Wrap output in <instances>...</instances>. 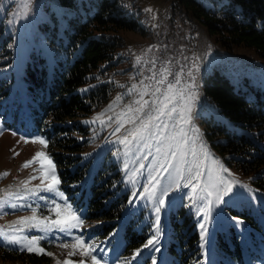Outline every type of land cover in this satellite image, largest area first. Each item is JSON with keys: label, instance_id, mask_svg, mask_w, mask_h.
<instances>
[{"label": "rangeland", "instance_id": "1", "mask_svg": "<svg viewBox=\"0 0 264 264\" xmlns=\"http://www.w3.org/2000/svg\"><path fill=\"white\" fill-rule=\"evenodd\" d=\"M122 2L129 14L137 20L139 28L118 31L124 44L116 51V56L119 58L114 59L107 72L108 79H113L118 89L103 108L81 120L82 124L87 126L89 136L85 139L83 151L77 156L84 160L90 159L93 167L103 156H106L108 162L104 164L102 170L105 178L109 177L107 171L113 166L116 171L121 172L117 181H111L115 187L120 181L124 186V193H130L121 215L127 209L124 219L128 218L133 230L141 231L146 236V241L140 250L122 257L117 246L119 228L104 240L96 241L91 238L89 229L100 222L95 219H83L84 208L81 203L85 200V196H82L81 192L65 193L60 183L59 191L63 193L65 199H55L51 193L40 191L51 181L44 180V171L47 169L43 171L40 169L39 160L28 168L22 167L26 161L32 160L37 152L45 153L54 163L48 146L45 148L39 143L30 142L31 139L38 138L47 141L46 137L34 132L28 124L13 123L9 112L0 107V202L7 200V204L0 209V230L9 237L21 240V244L18 245L0 237V247L13 253L45 256L48 259L46 264H63L64 260L80 259H85L90 264V256H80V249L60 247L63 243L70 245L74 243V240L69 238L62 239L71 237V233L56 230L42 233L28 223H21L33 215L37 220L43 219L46 223L58 218L56 212L62 214L60 218L67 216L68 213L63 207L67 203L84 220L83 225L77 229H87L86 236L81 231L77 233L76 238L83 239L86 244L95 245L96 250L90 255H95L100 260V264H132L140 253L152 255L151 264L153 261L155 264H169V256L163 252L162 246L169 237H172L169 224L171 226L174 222L183 224L184 231L191 227L190 232L195 231L198 234L199 252L189 261L190 264H203L198 256L200 258L202 256V259L216 258L211 251L212 238L216 231L223 233L226 238L229 234L237 235L241 244L246 246L243 250V264H264V190L253 184L251 175L244 174L234 165L232 154L222 149L223 137L212 133L213 128L215 131L216 121L223 122L228 128L237 132L241 130L222 120L213 104L202 95V77L214 69L228 77L236 87L247 89L250 94L251 87L264 88V59L253 47H227L218 35L207 31L201 20L176 7L175 0H122ZM63 7L58 0H31L27 9L23 7V0H0V40L5 37L4 47L0 52V75L9 71L17 72L25 59L33 56L31 55L33 48L44 51V54L51 53L52 49L39 25L50 19V12L60 16L64 11ZM13 19L14 24L9 25V20ZM58 33H61V29ZM165 66L172 72V75L168 76V81H174L176 73H181L183 69L178 88H185L194 82V86L190 89L195 93L190 113L191 123L184 125L179 122L178 114H173V118L167 120L168 128L164 132L166 140L163 144H158L153 138L147 144L126 147L120 141L127 135V130L139 126L140 121L145 118V113L154 107L151 101L160 95L156 93L153 96L151 93L157 87H161L163 91V87L158 85L156 80L159 79L158 74ZM187 73H191V76ZM154 74L156 79L152 78ZM91 84L85 83L79 86L77 91L84 92L91 87ZM145 91L148 94L144 95L143 99L149 101V107H146L143 113L130 111L139 108L136 101L141 98L140 93ZM187 94L186 92L185 95ZM3 102L4 99L1 97L0 103ZM137 115L139 119H136L135 125L125 123L124 127L116 131L121 119L126 120ZM181 127L184 132L183 138L188 142L187 148L195 150L197 155L201 156V147H203V151L208 154L207 159L201 157L204 165L201 170L205 175L199 181L196 192L192 191V186L197 184L195 180L188 187H177V181L180 185L184 183L181 176H187L194 159L192 155L187 156L185 164L175 161L173 163L176 167L167 171L159 168L163 159L157 148L164 149L169 144L175 143L171 140L172 136H176L179 140ZM22 137L30 138L29 142L26 143ZM81 139L78 137V141ZM213 159L219 161L228 172L218 170ZM207 169H212L214 175L210 177ZM4 173L8 175L4 176ZM55 174L59 178L56 165ZM216 176L222 177L227 182H236L232 184L231 191L219 201L217 196L220 195L222 186L219 185ZM81 186H85L84 181L81 182ZM29 189L35 190L36 195H31ZM165 189L168 190L166 196L163 195ZM161 198L164 200V206L157 214L155 209ZM13 204L30 205V207L12 208ZM55 204L61 207L56 208ZM228 207L249 213L257 221L258 230L252 231L249 223L241 217L233 216ZM157 216H159V233L156 231L155 223ZM202 223H206V229L200 228L199 225ZM41 235H44L45 239L37 240L35 248H43V253L38 250L29 252L21 246L27 244V238ZM150 239L158 241L155 247L159 251L153 250L151 245L145 247ZM109 243L110 247H108ZM69 252H75V255L69 256ZM153 253L157 258L153 257ZM0 264L30 263L0 261Z\"/></svg>", "mask_w": 264, "mask_h": 264}, {"label": "trees", "instance_id": "2", "mask_svg": "<svg viewBox=\"0 0 264 264\" xmlns=\"http://www.w3.org/2000/svg\"><path fill=\"white\" fill-rule=\"evenodd\" d=\"M58 2L64 6L60 16L50 12V19L38 24L51 53L44 54L33 48V56L25 59L17 72L0 75V98L4 99L0 107L9 112L13 123L28 124L34 132L46 137L65 193L78 192V187L73 186L83 181L87 183L86 216L100 222L101 225L94 229L96 235L107 236L117 227V219L121 217L129 194L124 193L120 181L116 187L111 183L121 175L114 166L107 171L109 177L103 176L104 164L108 162L106 156L95 167L90 159L77 156L89 136L81 120L103 108L118 89L107 74L114 59L119 58L116 51L124 44L118 31L138 30L139 27L122 0ZM175 2L176 7L201 20L207 31L218 35L227 47H253L264 59V0ZM4 39L3 36L0 40V52ZM85 83H92L91 87L78 92L77 88ZM251 88L250 94L247 89L236 87L217 69L202 77L203 97L213 104L222 120L241 130L237 132L216 121L213 135L223 137L222 149L232 154L234 165L251 175L253 184L264 190V88ZM228 208L233 216L243 218L253 228L256 226L245 210ZM182 225L172 224L176 233L169 248L178 258V264H187L199 252L198 234L190 232L191 227L184 231ZM122 241L124 254L128 255L142 248L146 236L125 224ZM213 251L218 256L213 264L244 263L243 246L237 235L229 234L226 238L217 233ZM47 260L45 256L13 253L0 247V261L3 262L46 264Z\"/></svg>", "mask_w": 264, "mask_h": 264}, {"label": "snow or ice", "instance_id": "3", "mask_svg": "<svg viewBox=\"0 0 264 264\" xmlns=\"http://www.w3.org/2000/svg\"><path fill=\"white\" fill-rule=\"evenodd\" d=\"M31 0H23V7L27 9L30 6ZM26 16V12L24 13ZM14 19L9 20V25L14 24ZM148 51H151V49H148ZM153 65L155 64V61H152ZM183 72V69H181V73ZM181 73H176L174 81H168V76L172 75L171 70L165 66L160 72H159V79L156 80V83L163 87V91L161 90V87H157L155 91H153L151 94L153 96L156 95V93H160L159 97L157 99H154L151 101V105L154 106L151 111L145 113V118L140 121L139 126H135L129 130H127V135L124 136V138L120 141V143L125 144L126 147L132 146V145H140V144H147V142L150 139L155 138L156 142L158 144H163L166 140V137L164 135V132L168 128L167 120H170L173 118V114H178L179 116V122H182L184 125H189L191 123L190 113L192 110V103L195 99V93L191 92L190 89L194 86L193 84L187 85L185 88H178L177 85L180 83V75ZM187 75L191 76V73H187ZM153 79H156V74L153 75ZM166 85V86H165ZM151 87V86H149ZM188 93L185 95V93ZM148 92H142L140 93V99L136 101V103L139 105V108L136 109H130V111H135L136 113H143L144 109L146 107H149V101H146L143 99L144 95H147ZM125 116H127V113H125ZM99 119V117H98ZM136 119H139V116L136 117H128L126 120L121 119L119 122V127L116 129V131H119L120 128L124 127L125 123L133 124L135 125ZM95 122V121H93ZM13 135H16V133H13ZM180 139L177 140L176 136H172L171 140L175 143L169 144L166 148L161 149L157 148V151L161 153L163 163L159 164V168L167 171V169L176 167V165L173 163L175 161H179L180 164L187 163V156L192 155L194 157L193 162L191 163L188 174L186 177L181 176V179L184 180L183 185H180L179 181H177V187H188L189 184L192 183L193 180L197 181V184L192 186V191L196 192L199 187V181L204 177L205 172L201 169L204 167L201 157L203 159L208 158V154L203 151V147H201V156H198L196 151L193 149L187 148L188 142L183 138L184 132L183 127L180 128ZM131 137L132 139H129ZM25 142H29L30 138H24ZM31 143H39L43 145L45 148L47 147V141L43 138L38 139H31ZM187 149V150H186ZM40 161V169L43 171L44 169H47V171H44V180H50V183H47L40 191H45L48 193H51L52 196L55 199L64 200L65 197L62 192L59 191V184L61 181L55 174V165L52 162L51 158L48 157L43 152H37L36 155L33 157L32 160L26 161L25 164L22 166L24 168L30 167L33 163H36L37 161ZM213 163L217 165L218 170L223 172H228V169L224 168L222 165L219 164V161H216L213 159ZM207 172L209 176L211 177L214 175L212 169H207ZM4 176H7L8 173H4ZM231 175V173H229ZM156 177H153L155 179ZM216 179L219 181V185L222 187L220 188V195L217 196V200H222L224 195H227L231 189L232 184L236 183L235 181L227 182L222 177L216 176ZM43 183V181H42ZM213 187H216L217 185H212ZM29 193L33 196L36 195V191L29 189ZM154 194V193H153ZM168 194V190L165 189L163 192V195L166 196ZM211 195V193H208ZM40 199H46L45 197H40ZM191 199V198H190ZM54 202V201H53ZM132 203V201H130ZM7 204V200L0 202V209H2ZM164 206V200L161 198L159 200V204L156 207L155 211L157 214L161 211V207ZM12 208L16 207H30V205H11ZM56 208L61 207L59 204H55ZM65 210L67 211L68 215L61 217L60 212H56L57 219H53L49 222H45L43 219L37 220L36 216L33 215L31 218H28L26 220L21 221L22 224L28 223L31 227L37 228L42 233H47L51 230H56L62 233H71L73 229L80 228L84 220L71 209V206L65 203L63 206ZM35 223H32V222ZM157 225V233H159V216H157L156 220ZM201 229H206V223H202L199 225ZM0 237H3L7 242L12 244H21V240L16 239L15 237H9L5 232L0 230ZM203 238V237H202ZM45 239L44 235H41L36 238H27V244H22L21 246L26 251H34L38 250L40 253L44 252L43 248L36 249L35 245L37 244V240ZM158 244V241L155 239H150L145 247H148L149 245L153 246V250L159 251L158 248L155 247V245ZM62 248H72V249H80L79 255L82 257H89L90 256V264H100V260L95 255H90L92 252L96 250V247L94 244H86L83 239L75 238V241L73 244L63 243L60 245ZM69 256L75 255V252H69ZM63 264H89V262H86L85 259H80L78 261H72V260H64ZM153 264H155V261H153Z\"/></svg>", "mask_w": 264, "mask_h": 264}]
</instances>
